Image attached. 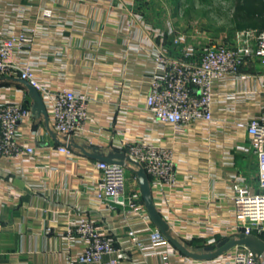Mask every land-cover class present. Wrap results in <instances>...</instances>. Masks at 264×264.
Here are the masks:
<instances>
[{
    "label": "crops",
    "instance_id": "0c3cea01",
    "mask_svg": "<svg viewBox=\"0 0 264 264\" xmlns=\"http://www.w3.org/2000/svg\"><path fill=\"white\" fill-rule=\"evenodd\" d=\"M162 1L0 0V33L26 28L33 40L14 58L33 65L37 76L54 87L91 96L83 129L74 137L78 143L108 150L140 139L173 149L176 182L154 186L153 199L179 239L186 245L201 239L203 246L238 235L231 231V187L237 177L254 181L256 157L246 130L235 122L264 109V70L257 58H250L237 73L216 81L210 121L178 128L154 120L145 97L160 46H170L174 34L182 32L178 28L185 27L188 41L198 47L232 42L231 37L198 32L202 27L197 22L183 25L173 1L168 7ZM227 2L229 19L223 29L235 31L234 0ZM24 93L28 96L18 81L0 87L7 99L22 100ZM49 127L55 131L50 120ZM19 134L34 153L0 162V264H78L84 241L70 239L67 228L84 216L125 247V264H220V258L186 257L170 243L153 252L127 248L129 226L143 241L155 226L149 216L124 217L120 207L110 209L96 198L97 160L76 148L71 154L58 152L59 143L42 118L21 122ZM127 174L126 190H139L135 174Z\"/></svg>",
    "mask_w": 264,
    "mask_h": 264
},
{
    "label": "built area",
    "instance_id": "2783aa9c",
    "mask_svg": "<svg viewBox=\"0 0 264 264\" xmlns=\"http://www.w3.org/2000/svg\"><path fill=\"white\" fill-rule=\"evenodd\" d=\"M45 15H50V12L45 11ZM233 36L230 44L210 41L198 47L188 41L186 34L176 33L170 46H160L155 58L157 70L150 76L145 97V107L154 120L171 123L178 128H188L196 121H210L213 119L212 94L216 81L237 73L250 58H257L264 70V32L240 30ZM32 40L26 28L17 34L0 33V81L6 80L10 84L22 79L35 87L53 129L63 141H67L82 131L91 96L66 86L54 87L37 76L33 65L15 59L14 54ZM24 96L22 100H11L0 95V162L34 153V146L24 142L19 134V124L32 121L29 97L25 93ZM235 124L247 132L250 149L256 157V174L252 182L241 177L233 181L231 198L235 219L231 231L254 234L264 240L263 107ZM120 149L145 169L151 188L175 184L176 161L170 146L136 139L125 142ZM56 150L72 153L64 144H59ZM95 166L100 170L95 184V196L99 201L110 209L120 207L124 217L138 214L148 218L140 189L134 192L126 190L128 169L124 165L96 161ZM126 235L130 243L127 248L144 252L169 245L156 227L150 229L147 241L141 240L132 226L127 228ZM67 236L84 241V247L76 257L78 264H125V247L116 245L111 232L100 229L88 216L68 227ZM218 258L220 264H264V254L255 258L244 246H234Z\"/></svg>",
    "mask_w": 264,
    "mask_h": 264
},
{
    "label": "water",
    "instance_id": "95a60500",
    "mask_svg": "<svg viewBox=\"0 0 264 264\" xmlns=\"http://www.w3.org/2000/svg\"><path fill=\"white\" fill-rule=\"evenodd\" d=\"M16 81L22 83L27 89V94L31 99V116L34 119L42 118L44 125L59 144H64L70 149L76 148L85 156L97 161L122 164L135 174L138 180L141 197L150 220L178 252L186 257L196 260L217 258L234 246L246 247L255 258L264 254V240L257 235H245L243 233H239L237 236H226L214 243L205 244L197 249H191L174 234L171 225L157 208L153 199L149 176L145 169L137 161L133 160L124 150L120 148L113 147L111 149L104 150L96 145L78 143L74 138H70L67 141H60L57 137V133L49 127L47 110L37 89L25 80L16 79Z\"/></svg>",
    "mask_w": 264,
    "mask_h": 264
},
{
    "label": "rangeland",
    "instance_id": "374dc122",
    "mask_svg": "<svg viewBox=\"0 0 264 264\" xmlns=\"http://www.w3.org/2000/svg\"><path fill=\"white\" fill-rule=\"evenodd\" d=\"M173 8L176 13V17L183 25L191 22H197L201 25L202 29L198 32H203L211 38H217L218 36H224L229 39L233 38L237 30L223 29L226 26L229 19L227 14L229 0H172ZM221 1V2H219ZM163 4L169 6V0L162 1ZM182 25V26H183ZM181 26V27H182ZM178 30L180 33H185L189 29L181 28ZM194 31V30H193ZM192 31H189V33ZM128 175V174H127Z\"/></svg>",
    "mask_w": 264,
    "mask_h": 264
},
{
    "label": "trees",
    "instance_id": "16d2710c",
    "mask_svg": "<svg viewBox=\"0 0 264 264\" xmlns=\"http://www.w3.org/2000/svg\"><path fill=\"white\" fill-rule=\"evenodd\" d=\"M232 17L237 31L251 29L257 33L264 32V0H234ZM7 83L6 80L0 81V85ZM201 242V239H196L187 245L199 248Z\"/></svg>",
    "mask_w": 264,
    "mask_h": 264
}]
</instances>
